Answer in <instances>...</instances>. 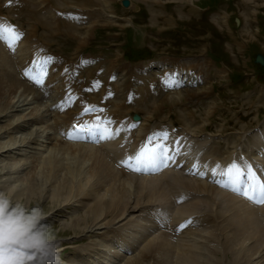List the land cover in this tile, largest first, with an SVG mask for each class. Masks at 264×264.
Instances as JSON below:
<instances>
[{
  "label": "rangeland",
  "instance_id": "1",
  "mask_svg": "<svg viewBox=\"0 0 264 264\" xmlns=\"http://www.w3.org/2000/svg\"><path fill=\"white\" fill-rule=\"evenodd\" d=\"M245 1L0 0V24L23 34L12 48L0 40V128L21 117L11 113L15 102L36 91L42 100L26 113L39 117L55 97L60 108L71 101L67 109L80 103L102 109L77 120L88 126L97 117L111 122L110 130L117 124L107 135L118 133L113 146L133 149L126 159L140 145H165L173 157L157 160L152 172L146 169L152 163L140 165L147 173L134 172L102 154L115 156L113 138L100 139L91 142L107 145L98 154L61 145L53 169L26 158L18 173L13 163L45 145L52 119L36 125L39 143L32 149L28 123L0 138L1 147L16 138L20 148L14 147L15 161L11 148L0 150V191L44 209L61 264H264V204L233 191L238 185L251 197L259 194L253 185L264 183V68L256 64L264 56V0ZM186 73L203 82L180 85L178 75ZM171 76L177 80L170 82ZM69 82L76 93L65 100ZM154 133L167 139L149 143ZM232 163L239 175L228 174ZM211 171L220 174L211 178ZM153 183L163 201L148 203ZM179 245L190 246L191 255ZM110 247L120 253L109 255Z\"/></svg>",
  "mask_w": 264,
  "mask_h": 264
},
{
  "label": "bare ground",
  "instance_id": "2",
  "mask_svg": "<svg viewBox=\"0 0 264 264\" xmlns=\"http://www.w3.org/2000/svg\"><path fill=\"white\" fill-rule=\"evenodd\" d=\"M109 1V0H108ZM245 2H247V0L245 1ZM108 3V2H107ZM75 16V15H74ZM82 18H83V16H82ZM74 33H75V31H73ZM72 32V33H73ZM169 65V64H168ZM179 71V70H178ZM180 71H182V72H185V70L183 71V70H180ZM188 71V70H187ZM57 72V71H56ZM189 72H191L192 73V71H189ZM179 73V72H178ZM62 75V74H61ZM63 75H65L66 76V74H63ZM177 75V74H176ZM198 75V74H197ZM197 75H195V74H190V73H186V74H179L178 76H180V79H179V84L180 85H185V86H188V85H196V84H200V83H202L203 82V77H200V76H197ZM61 77V76H60ZM63 78H65V77H63ZM66 79V78H65ZM169 80H170V82H172V81H176L177 80V78H176V76L174 77V76H171L170 78H169ZM66 82V81H65ZM67 83V82H66ZM65 84V83H64ZM70 84V82L68 83V85H66V88H65V90H67V94L69 93V92H71V93H76V89H75V86H71V85H69ZM62 86H63V81H62ZM24 87V90H23V95L27 92V90H28V87H26L23 83H22V85L20 86V88L18 89V91L21 89V88H23ZM62 88V87H61ZM64 88V87H63ZM61 89V90H64V89ZM52 91H54V90H52ZM36 92V91H35ZM33 93V92H31V94L33 95V96H31L32 98L30 99V95L29 96H26L25 98H23V99H20V101H17V102H15V106L13 107V108H11V113H14V112H20L19 114H22L21 115V117H18V116H16V115H12L13 117L14 116H16L17 118H19V119H17V120H11V122H10V120H9V124H8V126L7 127H5V128H0V138H2L3 140H4V138L7 136V135H11V133L12 134H14V133H17L18 131H19V129L20 128H25L26 126H27V124H23V123H28V125H32L31 126V129H30V138H26V140H30L29 141V144H30V146H29V148L30 149H32L33 147V145L34 144H36L37 143V141H38V139H37V134H38V130H40L39 128H38V126H36V125H41V124H46L50 119H52V121H53V123L50 125V126H48V128H50L51 127V129H52V132H50L49 131V135L45 138L46 140H45V145L44 146H42V148H34V149H36V150H38V152H35V153H31V152H25V153H28V156H29V153L30 154H32V156H26L25 157V159H23V158H21L20 160H18V161H15V157L12 155V154H16V153H13V150L16 152V150H15V148L16 147H18L17 146V142H16V138H13V145H11V147L9 146V144L12 142V141H7V143H5L4 144V146L3 147H1L0 146V150L2 151V149H4L5 150V148L6 147H9V148H11V158H13L12 160L13 161H15V163H13V166H12V170L11 171H13L14 172V170L13 169H15V171H17L18 173H19V168L18 167H20L21 168V166H20V164L22 163V162H25V160H26V158L27 159H29L30 160V158L32 159H34L33 161L34 162H40V163H37V164H39V166L41 165V167H42V165L44 166V167H46L48 170H51V169H53V167L55 166V164H56V162L58 161L59 162V159H58V156L56 155V149L58 150V148H60V147H62L61 145H65V146H67L68 148L70 147L71 148V150L73 151V150H75V151H78V150H86V151H89V152H93V153H95V154H98L100 151H102V149L104 148V151H105V146H107V145H105L104 143L103 144H101L100 145V147L99 148H97V147H95V146H93V145H91V142H95V143H97V141L99 142L100 141V139H102L101 137L102 136H105V135H107V133L108 132H114V129L116 128V130H118V125L117 124H115V125H113V126H111L112 127V130H110V127H108V123L109 122H106V123H103L102 121H103V119H98L97 117L95 118V120L94 121H92V122H90L89 124H88V126H85V125H83L82 124V122L81 121H79V120H77V116L78 115H80V116H83L84 115V109H85V107H83L84 105H82L81 103L80 104H78V105H76L77 106V108H73V109H71L70 107L67 109V104L68 103H70L71 101H63V104H61V108L59 107L60 105H58V107L55 105L54 106V104L57 102L56 100H59V98L58 97H55L56 98V100L54 99L53 100V102H54V104H53V102L51 101V100H49L48 102H50V103H47L45 106H47L48 108H49V110H48V112L45 110V108L43 107V109H40L41 111H42V114L40 115L39 114V117H38V115H36V113L34 112V111H30L29 113H26V112H28V110H29V108H30V106L32 105V106H35V103L39 100H42V98H41V96H39L37 93ZM60 93V92H59ZM64 93L65 92H63L62 94L64 95ZM75 93H74V95H75ZM52 94V93H51ZM58 95V94H57ZM63 95H62V98L63 99H65V100H67V99H70L69 97H66L67 95H65L64 97H63ZM54 96V95H53ZM51 98H52V96H51ZM58 98V99H57ZM82 100V99H81ZM60 101V100H59ZM75 102V101H74ZM80 102V101H79ZM86 102V101H85ZM85 102H82V103H85ZM73 103V102H72ZM57 104V103H56ZM60 104V103H59ZM77 104V103H76ZM28 105H30L29 106V108H25V107H27ZM40 105V104H39ZM43 106V105H42ZM68 106H71V103H70V105H68ZM72 106H73V104H72ZM75 107V106H74ZM13 109V110H12ZM40 110L38 109V112H40ZM54 110H55V112H54ZM9 111V110H8ZM103 112V111H102ZM100 113V114H102V115H105V113ZM105 112V111H104ZM97 114V113H96ZM151 114V113H150ZM9 115V114H8ZM8 115H6L7 117H8ZM11 116V115H10ZM9 116V117H10ZM88 116V115H87ZM4 117V116H3ZM86 116L84 115L83 116V119L85 118ZM11 119H12V117H11ZM22 119V120H21ZM63 122L64 123V125L66 126V127H62V125H61V123L60 122ZM18 122H20V124H18ZM75 124V123H77V125H74V127L72 126V124ZM95 123V124H94ZM25 125V126H24ZM92 126H95V128H93ZM78 127H81L80 128V130H78ZM17 128V129H16ZM41 128V127H40ZM44 128H45V126H44ZM121 130V132L124 134L125 133V130L124 129H120ZM146 130V129H145ZM10 131V132H9ZM68 132H72L73 133V135L76 137L75 139H72V140H69L68 138H67V133ZM45 133H46V128H45ZM48 134V133H47ZM46 134V135H47ZM149 135H151V132L149 131ZM260 135V134H259ZM11 137H13V136H11ZM28 137V136H27ZM41 137V136H40ZM10 138V137H9ZM19 138V137H18ZM1 139V140H2ZM20 139H21V137H20ZM33 139V140H32ZM0 140V141H1ZM115 139L113 138L112 140H110V142H109V146H110V148L109 149H113L114 150V152H115V156H111V155H109V158H108V156L105 154V153H102L109 161L112 159L114 162H115V165L117 164L118 165V161L120 160V161H123V160H125L126 159V154L127 153H133V149H131L130 148V146L128 147V146H126V145H123V146H121V147H119L118 148V146H113V141H114ZM25 141V140H24ZM101 142V141H100ZM38 143H39V141H38ZM54 143V148L55 149H53V148H51L50 149V146H52V144ZM84 143H88V145H86V144H84ZM0 144H2V143H0ZM12 144V143H11ZM8 145V146H7ZM141 146L142 145H140L138 148H137V153L139 152V150H140V148H141ZM15 147V148H14ZM21 147V146H20ZM145 147V146H144ZM66 148V147H65ZM69 148V149H70ZM118 148V149H117ZM146 148H147V146H146ZM18 149H20L19 147H18ZM33 149V150H34ZM98 149H99V152H98ZM151 149V148H150ZM6 150H8V149H6ZM10 150V149H9ZM22 152H23V150H21ZM21 151H20V154H19V156H23L25 153H21ZM29 151V150H28ZM74 151V152H75ZM3 152V151H2ZM7 151H5V153H6ZM2 154V153H1ZM6 154H8V153H6ZM59 154V153H58ZM101 154V153H100ZM3 155V154H2ZM13 156V157H12ZM188 158H189V156H187ZM187 158V159H188ZM193 158V157H192ZM191 158V155H190V159H192ZM105 159V158H104ZM211 159H213V157L211 156ZM106 160V159H105ZM159 160V159H158ZM194 160V159H193ZM157 162V161H156ZM152 163V165L151 166H149L148 168H146V169H149L151 172L152 171H154L155 169H156V167H157V163ZM42 163V164H41ZM24 167V166H23ZM7 168V167H6ZM16 168H18V169H16ZM45 169V168H44ZM143 170L142 172H145V173H147L148 172V170ZM72 171V170H71ZM12 172V173H13ZM16 172V173H17ZM15 173V174H16ZM73 173V172H72ZM124 173L126 174V171H124ZM166 173V172H165ZM211 173H212V176H211V178H214L215 176H217L218 174H220V172H218V171H211ZM167 174H169V173H167ZM173 173H172V175H171V178L173 177ZM131 175L128 173L127 174V179L130 177ZM175 178H177V176H175ZM180 179V178H179ZM178 180V179H177ZM184 182V181H183ZM180 183V182H179ZM185 183V182H184ZM183 183V184H184ZM156 184H158V183H153V185L151 186V188H149V190L151 191V192H149V195L147 196V202L148 203H152L153 202V199H158L159 197L160 198H162L161 197V195L156 191V188L159 186H157ZM181 184V183H180ZM186 184V183H185ZM234 186H235V183H232ZM176 185H177V183H176ZM179 185V184H178ZM177 185V186H178ZM182 185V184H181ZM232 185V186H233ZM86 186V185H85ZM84 186V187H85ZM173 186H175V185H173ZM177 186H176V188H177ZM237 186V188H238V185H236ZM175 188V189H176ZM232 188V187H231ZM230 188V189H231ZM28 189H30V188H28ZM158 189V188H157ZM181 189V188H180ZM233 189H234V187H233ZM82 190H83V188H82ZM122 192H124L123 190L122 191H118V190H115V192H114V194H120V195H123L124 193H122ZM18 195V198H20V196H22V195H20L19 196V194H17ZM54 195V194H53ZM56 195V194H55ZM17 198V199H18ZM51 198V197H50ZM149 198V199H148ZM16 199V198H15ZM79 201V200H78ZM157 201H159V200H157ZM162 201H163V198H162ZM213 218V217H212ZM215 219H216V217H214ZM213 218V219H214ZM215 219H214V221H215ZM172 221H173V219H172ZM216 221H217V219H216ZM217 223V222H216ZM141 227V228H140ZM142 227H145L144 225H141V226H139V228L140 229H142ZM136 229V231H131L130 233H132L131 234V236H129V235H127V236H129V238L130 239H132V238H135V237H138V235H135L136 233H140V229ZM150 228H154V226L152 225V226H150L149 228H147V230L148 231H150V230H154V229H150ZM174 228V227H173ZM172 228V229H173ZM176 229H177V231H179V228L178 227H175ZM143 231H145L144 229H142ZM219 230V229H218ZM91 232H93V233H95V231H91ZM130 233H128V234H130ZM133 233H135V234H133ZM211 234V233H210ZM214 235V234H213ZM211 236V235H210ZM142 237V236H141ZM137 239H139V238H137ZM136 240V239H135ZM140 240V239H139ZM139 240H136V242L137 241H139ZM218 240V239H217ZM227 240V239H226ZM123 242V241H122ZM125 242V241H124ZM140 242V241H139ZM216 242H218V241H216ZM126 245V244H125ZM130 245V244H129ZM104 246V245H103ZM107 246V245H106ZM109 246V245H108ZM216 247V246H215ZM111 248V247H110ZM113 248V247H112ZM110 249V254L109 255H112L113 254V252H118V253H120L119 251H117L118 249L117 248H113V249ZM178 249H179V251H180V249L181 250H183L182 252H184L185 251V253L184 254H186V255H191V250L190 249H192L190 246H188V247H183V246H181V245H179L178 247H177ZM177 249V250H178ZM102 251V250H101ZM159 252V251H158ZM181 252V253H182ZM187 252V253H186ZM112 253V254H111ZM183 255V254H182ZM186 255H183V256H186ZM193 255V254H192ZM250 260V259H249ZM187 261V260H186ZM185 261V262H186ZM189 263H190V261H188ZM109 263V262H108ZM162 263V262H161ZM180 263V262H179ZM247 263H249V262H247ZM63 264H65V263H63Z\"/></svg>",
  "mask_w": 264,
  "mask_h": 264
},
{
  "label": "clouds",
  "instance_id": "3",
  "mask_svg": "<svg viewBox=\"0 0 264 264\" xmlns=\"http://www.w3.org/2000/svg\"><path fill=\"white\" fill-rule=\"evenodd\" d=\"M42 207L0 191V264H61L59 247Z\"/></svg>",
  "mask_w": 264,
  "mask_h": 264
},
{
  "label": "snow or ice",
  "instance_id": "4",
  "mask_svg": "<svg viewBox=\"0 0 264 264\" xmlns=\"http://www.w3.org/2000/svg\"><path fill=\"white\" fill-rule=\"evenodd\" d=\"M22 36L23 34L18 32V30H16L14 27L6 25V24H0V40H4L10 48H12L13 45L16 42H18L20 38H22ZM25 75L26 76L28 75L27 71L25 72ZM30 79L37 86H40L43 84L42 78L30 77ZM98 84H99L98 81L94 82V86H98ZM94 111H102V109H96L94 107L85 108L84 114H87L89 112H94ZM115 134H118V133L105 135V136H102L101 138L105 140H110L113 138V135ZM66 135L69 140L76 138L72 132H68ZM154 137L159 138V139H167V133H163V134L154 133L152 136L148 137V142L152 143ZM132 159L136 160L137 162L136 166H133ZM158 159L160 160L161 163H166L167 161H170L173 159V157L169 154V150L166 148L165 145H158L157 147H154L151 149L146 148L142 145L139 152L136 154L134 158L129 157L128 159L123 160L121 164L123 167L127 168L130 171L140 172V171H143V167H141L140 165L155 163ZM234 170L237 172V175H239V169L237 165L235 163H232L228 167V170H227L228 174L231 175ZM252 175H253V179H255L254 174ZM227 186L228 185H225V187ZM253 187L258 190V193H259L258 195H253L249 197L247 190L241 191V189H238V188H234L233 191L241 192L242 195H244L245 197H248L254 203L264 204V183L254 184Z\"/></svg>",
  "mask_w": 264,
  "mask_h": 264
},
{
  "label": "water",
  "instance_id": "5",
  "mask_svg": "<svg viewBox=\"0 0 264 264\" xmlns=\"http://www.w3.org/2000/svg\"><path fill=\"white\" fill-rule=\"evenodd\" d=\"M125 6L128 7L129 6V2H125ZM256 64H259L262 68H264V56L262 55H258L256 58ZM139 118L136 116L135 120H138Z\"/></svg>",
  "mask_w": 264,
  "mask_h": 264
}]
</instances>
